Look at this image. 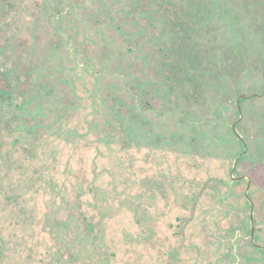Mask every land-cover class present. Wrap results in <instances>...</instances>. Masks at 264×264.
<instances>
[{"label":"rangeland","instance_id":"obj_1","mask_svg":"<svg viewBox=\"0 0 264 264\" xmlns=\"http://www.w3.org/2000/svg\"><path fill=\"white\" fill-rule=\"evenodd\" d=\"M0 264H264V0H0Z\"/></svg>","mask_w":264,"mask_h":264},{"label":"water","instance_id":"obj_2","mask_svg":"<svg viewBox=\"0 0 264 264\" xmlns=\"http://www.w3.org/2000/svg\"><path fill=\"white\" fill-rule=\"evenodd\" d=\"M238 108H239V104H238ZM232 128H233V129L235 128V124L232 125ZM237 136H238V138H239L240 140H242V138H241L240 135H237ZM237 160H238V158H236V160H235V162H234L233 170H235V168H236ZM245 195L247 196V192L245 193ZM250 205H251V208H253V205H252L251 202H250ZM250 219H252V214H250ZM253 230H254V229L251 228V236H253Z\"/></svg>","mask_w":264,"mask_h":264}]
</instances>
